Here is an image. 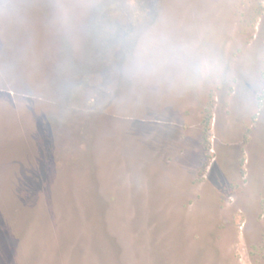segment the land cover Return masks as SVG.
Segmentation results:
<instances>
[{"label": "rangeland", "instance_id": "rangeland-1", "mask_svg": "<svg viewBox=\"0 0 264 264\" xmlns=\"http://www.w3.org/2000/svg\"><path fill=\"white\" fill-rule=\"evenodd\" d=\"M108 1L4 0L0 264H264V103L132 76L118 40L155 26L255 74L264 0Z\"/></svg>", "mask_w": 264, "mask_h": 264}, {"label": "clouds", "instance_id": "clouds-1", "mask_svg": "<svg viewBox=\"0 0 264 264\" xmlns=\"http://www.w3.org/2000/svg\"><path fill=\"white\" fill-rule=\"evenodd\" d=\"M17 14L14 5L5 8L4 0H0V15ZM118 40L127 61L126 71L132 76L175 75L185 87H235L245 106L264 103V69L255 74L238 71L199 39L177 37L165 29L145 25L119 35ZM245 80L253 87H245Z\"/></svg>", "mask_w": 264, "mask_h": 264}, {"label": "trees", "instance_id": "trees-1", "mask_svg": "<svg viewBox=\"0 0 264 264\" xmlns=\"http://www.w3.org/2000/svg\"><path fill=\"white\" fill-rule=\"evenodd\" d=\"M119 0H109L106 4L101 3L100 5H96L95 12L98 10V7H100V10L102 13L110 12L111 9L115 8V6H118L120 2ZM164 0H139L137 1L138 7L147 15H155L158 13L160 4H162ZM130 2V1H129Z\"/></svg>", "mask_w": 264, "mask_h": 264}]
</instances>
